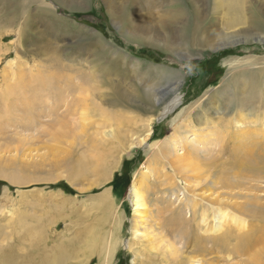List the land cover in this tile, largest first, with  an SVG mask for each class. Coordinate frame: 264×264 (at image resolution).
Instances as JSON below:
<instances>
[{"label": "rangeland", "instance_id": "1", "mask_svg": "<svg viewBox=\"0 0 264 264\" xmlns=\"http://www.w3.org/2000/svg\"><path fill=\"white\" fill-rule=\"evenodd\" d=\"M167 1L0 0V250L16 264L60 254L68 256L62 264H256L251 257L264 246L250 254L243 237L240 252L236 237L226 246L214 241L225 233L264 236V26L252 20L258 4L248 0V24L236 28L251 35L219 49L193 46L175 24L159 28L161 37L181 35L182 46L170 48L140 43L122 29L117 15L136 14L150 26L164 18ZM177 2L192 19L204 13L205 26L215 17L217 0ZM248 71L263 74L255 108L208 105L215 97L208 95ZM87 73L95 80H84ZM178 81L182 103L161 118ZM146 91L157 98L149 101ZM18 99L31 108H17ZM187 145L199 154L189 156ZM137 180L150 220L137 231L164 234L174 252L155 237V248H144L134 236ZM175 211L183 224L171 220ZM183 234L204 238L209 250L187 249Z\"/></svg>", "mask_w": 264, "mask_h": 264}, {"label": "bare ground", "instance_id": "2", "mask_svg": "<svg viewBox=\"0 0 264 264\" xmlns=\"http://www.w3.org/2000/svg\"><path fill=\"white\" fill-rule=\"evenodd\" d=\"M247 2H248V0H217L215 7H214L215 12L213 14L215 17H213L212 21L208 22L206 24V26H205V22L207 21L206 20L207 18H205L204 13H200L198 10L194 11L195 17L192 19L190 13H188V11L185 10V8H183L182 5H181L182 8H176V4L178 3L177 0L167 1L165 7L163 8L164 9L163 10V17L165 19L161 18V20L158 21L157 24H153L155 22L153 20V22L151 23L150 26L147 23L144 25L143 22H138L137 20H134V17L136 16V14H133V15L126 14L125 16H123V15H117V16H119V20L121 19V21H122V27H123L122 29L127 30L129 32V36L133 35L134 37H131V38L136 39V41H139L140 43L143 42L144 44H149L150 46H152V45L161 46L162 45L166 48L182 46L180 44H183V43H179V39H180L181 35L172 34L170 37H166V38L161 37L159 35V33H160L159 28H161L163 26L175 24V25L180 26V29H182V31L184 32V34L182 35L183 38H186L187 40L190 39V42H192L193 46H201L202 45V46L212 47L214 45V46H218L217 48L219 49L221 47V44L219 45V43L223 42L222 46H224V43H226V42H230V41L238 39V38H248L249 35H251V33H249V32H244V31H240V29L239 30L236 29V28L246 26L248 24L247 20L245 18V15H244V9H245V5L247 4ZM255 2L258 4V6H256V8L253 9L254 10V12H253L254 16H253L252 20L257 22V23H262V27H263L264 26V19H263L264 14L261 13L259 11V9L264 10V0H256ZM72 6H73V4H72ZM257 8H259V9H257ZM217 11H220L219 14H221V12L223 14L224 20H222L223 21L222 26L219 24V20L217 21V18L219 16L217 14ZM199 27L204 28V29H202L201 31H197V29ZM101 45H103V44H100L99 46L102 47ZM138 69H139V67L137 65H135L134 72H135L136 77H138V75H137ZM66 70H68V69H66ZM236 70H238V69H236ZM236 70H234V71L232 70L231 72H235ZM239 70H242V68ZM42 75H44V74H42ZM58 75H59V73H58ZM44 77H45V75H44ZM82 77L84 78V80L86 79V81H88V82L95 80L93 78V75L88 74V73H87V75L83 74ZM227 77H228L227 79L224 78L226 80H224L223 84H226L225 82H228L231 80V79L228 80L230 77L229 73H228ZM52 78H54V77H52ZM83 78H82V80H83ZM65 79L72 81V79H74L72 72L70 74L66 75ZM232 79L233 80H232L231 84H227L226 88L221 89V91H219V92H213L210 95H208V99H210V96H212V95L215 96V97L212 96L214 98L211 99L210 102H208L209 103L208 105L210 107H213V109H215L216 111H219L220 106H224L226 109H231V110H235L236 108L246 109L247 107L250 109H253L251 107L255 108L256 104L259 102V99H257L259 96V90H260L259 83L263 80V74H261L257 71H248V72L240 73V74L236 75L235 77H233ZM181 84H182V82L178 81L176 84H174L172 86V92L174 94L173 98L169 102L164 104V106H163V108L159 114V116L161 118L168 117V115L172 114L176 109H178V107H180L182 101H181L180 97H178V95H179L178 92H179V89L181 87ZM263 87H264V85H263ZM9 92L10 91L1 94L2 101H5V102L7 100L9 101V97H10ZM29 94H31V93H29ZM146 96H147V99L151 102H153L157 98L156 93L152 92V91H146ZM27 99H25V100H19L18 99L17 100L18 102H16L17 108H19V109L20 108L30 109L31 107H30L29 101ZM5 102H3V103H5ZM18 103H20L22 105H20ZM162 103H164V101ZM34 107H32V109ZM76 109L77 108L74 109V112L77 111ZM195 109H196V107H192L187 112H184V114L181 117L182 118L185 117L187 115V113H191ZM196 119L199 123L202 121L201 118L199 117V115H197ZM74 129H76V128H74ZM151 133L152 132L149 130V134L146 137H149L151 135ZM175 134L176 135L178 134L177 130H176ZM176 135H175V137H176ZM146 141H147L146 139H142L139 144L144 145L146 147V145L148 144V143H146ZM168 143L170 145V142H168ZM151 146H147V147H151ZM171 146H173V145H171ZM171 146H167L168 149H170ZM153 147H155V145L152 146L151 148H153ZM173 148H174L173 149L174 151L177 150L178 145H174ZM184 149L186 150L187 154H189V156H197V154H199L198 153L199 151H197L194 148V146L191 147V145H187L186 147H184ZM154 154H156V152ZM159 154L160 153H158V155ZM176 160L177 159H175L174 161L176 162ZM179 162H182L181 159L179 160ZM105 173H107V172H105ZM136 183L137 184H135L132 187L131 194H130V203L132 205V211H133L132 215L134 216L133 217L134 236H138L139 239L145 240L144 242L146 244L144 245V248L153 247V241L154 240H151V239L152 238L154 239V237H155V240L157 238V240L155 242H157L158 240L162 241L163 243H165L167 245L168 248L171 249V252H172L173 250H175L176 247L171 242H169L168 240L165 239L164 234H159V233L154 234L155 232L152 230L149 231L148 228H146L144 233L137 231V227L139 225H141V224L148 225L150 220H149V216L145 212H143V211H147L149 209V203L147 201L148 198H145V196H144L145 193L143 194V192L141 190L142 189L141 188L142 187V181L137 180ZM108 192L107 193L105 192V194L103 195V197L106 199L110 198ZM152 201L153 200H151V202ZM106 202H108V201L106 200ZM193 202H191V203H193ZM192 205H194V204H192ZM177 214H179V212L175 211L174 218H171V220L173 219V221H175L174 223L177 225H179V223L183 224V218H178V216H176ZM164 226L167 228L166 224H164ZM185 235L186 234H183V239L185 241V247L187 249L194 245V247L198 248V251L195 250L196 252L202 251L203 253H205L207 250H209V249L206 250L204 238L197 237V238H194V240H192L191 237L187 236V238H186ZM233 237H236V240H238L239 244H238L237 250H239V252H240V249L242 248V247H240L241 240L239 239L241 237H243V239L245 241V247H244L245 251L247 250L250 254L255 252V250H253L254 246H256V245L264 246V236L263 237H257V238H255L253 236L252 237L253 239H252L250 237H246V234H244V233H241L238 235L236 234L234 236L225 233V235L223 237H221L219 240H216L214 242H216L217 244L221 243L222 246H226L229 243V241L231 240V238H233ZM129 246H130L129 243H127L126 248L129 249ZM163 247H165V246H163ZM153 248H155V247H153ZM151 250H152V248H151ZM241 250H243V249H241ZM166 252H168V251H166ZM151 253H152V251H151ZM164 254H163V257H164V261L166 262L167 259L165 260L166 257L164 256ZM260 254H264V249L263 250L261 249V251L254 254L253 255L254 259H253V257H251L254 263H256V264L258 263ZM40 256L42 257L41 264H54L55 262H56V264H62L61 261L62 260L65 261V258H66V260L68 258V256L65 257L62 254L55 256V258H53V259L48 257V256H43V255H40ZM174 256H175V254H174ZM54 259H55L54 262H52V263L49 262L50 260L53 261ZM172 260H174V259H172ZM176 260H178V259H176ZM156 261H160V264L163 263L161 260H159V258ZM246 262H249V261H246ZM33 263L35 264V262H33ZM166 263L168 264V262H166ZM0 264H16L15 263V255L14 254H11V255L10 254L9 255L4 254L3 255L1 253V250H0ZM177 264H182V260H181V262H177Z\"/></svg>", "mask_w": 264, "mask_h": 264}]
</instances>
